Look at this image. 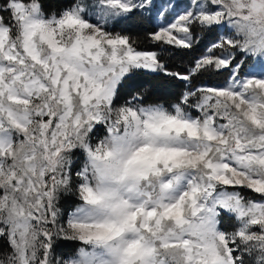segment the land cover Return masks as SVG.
Listing matches in <instances>:
<instances>
[{
  "label": "snow or ice",
  "instance_id": "snow-or-ice-1",
  "mask_svg": "<svg viewBox=\"0 0 264 264\" xmlns=\"http://www.w3.org/2000/svg\"><path fill=\"white\" fill-rule=\"evenodd\" d=\"M0 264H264V0H0Z\"/></svg>",
  "mask_w": 264,
  "mask_h": 264
},
{
  "label": "trees",
  "instance_id": "trees-1",
  "mask_svg": "<svg viewBox=\"0 0 264 264\" xmlns=\"http://www.w3.org/2000/svg\"><path fill=\"white\" fill-rule=\"evenodd\" d=\"M49 3H51L54 7L57 4H63L66 3V0H48ZM149 81H151L152 85L157 86L158 88V95L164 96V97H171L174 95V93L177 91L176 88L168 85L163 80H151L150 77L146 75H140L138 76L130 85L129 88L138 86L140 84H148ZM74 203L73 200H67L62 203V209L64 211H67L71 209V205Z\"/></svg>",
  "mask_w": 264,
  "mask_h": 264
},
{
  "label": "rangeland",
  "instance_id": "rangeland-1",
  "mask_svg": "<svg viewBox=\"0 0 264 264\" xmlns=\"http://www.w3.org/2000/svg\"><path fill=\"white\" fill-rule=\"evenodd\" d=\"M63 210V209H62ZM71 209L67 210V211H71ZM79 245L73 244L72 242H62L61 243V247H60V251L62 252H69L72 249H74L75 247H78Z\"/></svg>",
  "mask_w": 264,
  "mask_h": 264
}]
</instances>
